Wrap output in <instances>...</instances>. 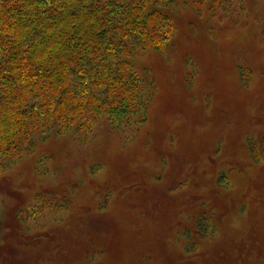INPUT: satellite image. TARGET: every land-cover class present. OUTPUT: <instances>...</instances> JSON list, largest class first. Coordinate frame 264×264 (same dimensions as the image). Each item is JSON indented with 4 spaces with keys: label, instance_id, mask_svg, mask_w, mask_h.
I'll use <instances>...</instances> for the list:
<instances>
[{
    "label": "rangeland",
    "instance_id": "1",
    "mask_svg": "<svg viewBox=\"0 0 264 264\" xmlns=\"http://www.w3.org/2000/svg\"><path fill=\"white\" fill-rule=\"evenodd\" d=\"M191 2L133 63L144 122L50 129L0 171V264H264V0Z\"/></svg>",
    "mask_w": 264,
    "mask_h": 264
},
{
    "label": "trees",
    "instance_id": "2",
    "mask_svg": "<svg viewBox=\"0 0 264 264\" xmlns=\"http://www.w3.org/2000/svg\"><path fill=\"white\" fill-rule=\"evenodd\" d=\"M174 2L0 0V171L50 129L84 137L103 116L144 122L151 90L133 63L167 48Z\"/></svg>",
    "mask_w": 264,
    "mask_h": 264
}]
</instances>
